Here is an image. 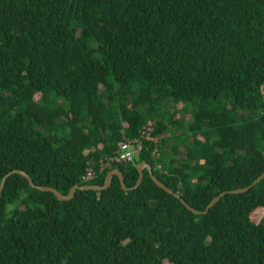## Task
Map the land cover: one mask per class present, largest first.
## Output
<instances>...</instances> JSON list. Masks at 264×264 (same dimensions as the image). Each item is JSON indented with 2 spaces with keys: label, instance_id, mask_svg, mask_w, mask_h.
Listing matches in <instances>:
<instances>
[{
  "label": "trees",
  "instance_id": "1",
  "mask_svg": "<svg viewBox=\"0 0 264 264\" xmlns=\"http://www.w3.org/2000/svg\"><path fill=\"white\" fill-rule=\"evenodd\" d=\"M140 163L201 213L264 174V0H0V183L131 189ZM258 209L264 179L196 215L146 170L64 202L12 175L0 264H264Z\"/></svg>",
  "mask_w": 264,
  "mask_h": 264
},
{
  "label": "water",
  "instance_id": "2",
  "mask_svg": "<svg viewBox=\"0 0 264 264\" xmlns=\"http://www.w3.org/2000/svg\"><path fill=\"white\" fill-rule=\"evenodd\" d=\"M137 170L139 172V178L137 180V183L136 185L131 188V189H128L125 184H124V181H123V175L122 173L119 171V170H114L112 172H110L107 177H106V180H105V183L103 186L99 187V186H91V185H86V186H83V187H79V186H74L73 188L70 189L68 195H62L60 194L59 192H57L56 190L50 188V187H43V186H35L33 181L31 180V178L26 174L24 173L23 171H19V170H14L12 172H10L9 174H7L5 177H3L1 183H0V194L4 188V184L6 182V180L12 176V175H18V176H21L23 177L24 179H26L29 183V186L33 189H36L40 192H44V193H52L53 196L58 200V201H61V202H64V201H69L71 199L74 198L75 196V193L77 190H92V191H95V192H102V191H105L107 190L110 185H111V180H112V177L113 176H116L118 177L120 183H121V187L124 191H131V190H136L137 188H139L140 184L142 183L143 181V176H144V170L148 171L149 175H150V178L152 179V181L155 183L156 186H158L160 189H162L163 191H165L166 193L170 194V195H173L176 199H178L181 204H183L190 212H192L193 214H196V215H201V214H204L206 215L208 213V211L221 199L223 198L224 196L226 195H236V194H242V193H246L248 191H250L256 184H258L260 181H262L264 179V174H262L257 180H255L250 186L248 187H245V188H241V189H237V190H233V191H229V192H223L221 193L220 195H218L217 197H215L211 202L210 204L207 206V208L205 209L204 212H198L196 210H194L193 208H191L178 194L174 193L172 190H170L169 188H167L166 186H164L162 183H160L156 177L153 175L152 173V169L149 165L145 164V163H140L138 166H137Z\"/></svg>",
  "mask_w": 264,
  "mask_h": 264
},
{
  "label": "built area",
  "instance_id": "3",
  "mask_svg": "<svg viewBox=\"0 0 264 264\" xmlns=\"http://www.w3.org/2000/svg\"><path fill=\"white\" fill-rule=\"evenodd\" d=\"M144 138V136H143ZM146 139H151L149 137L148 133L145 135ZM142 141L140 140H125L118 145V151L117 156L115 157V162H125V163H131L135 160V158L139 155V153L142 150ZM94 177V174L91 170H87L86 174L82 177V180L84 182H88L92 180Z\"/></svg>",
  "mask_w": 264,
  "mask_h": 264
},
{
  "label": "rangeland",
  "instance_id": "4",
  "mask_svg": "<svg viewBox=\"0 0 264 264\" xmlns=\"http://www.w3.org/2000/svg\"><path fill=\"white\" fill-rule=\"evenodd\" d=\"M263 216L264 212L261 209H258L251 214L250 219L253 223L258 224L262 220Z\"/></svg>",
  "mask_w": 264,
  "mask_h": 264
},
{
  "label": "clouds",
  "instance_id": "5",
  "mask_svg": "<svg viewBox=\"0 0 264 264\" xmlns=\"http://www.w3.org/2000/svg\"><path fill=\"white\" fill-rule=\"evenodd\" d=\"M150 132H151V129H148V132H147V133H148L149 137H151ZM151 139H152V138H151ZM136 140H137V139H136ZM138 140L143 141V139H138ZM129 141H131V140H129ZM132 141H133V140H132ZM142 144H143V142H142ZM142 148H143V145H142ZM117 150H118V148H117ZM139 154H140V153H139ZM138 156H139V155H138ZM138 156H137V157H138ZM137 157H136V158H137ZM136 158H135V159H136ZM131 163H133V162H131ZM91 171H92V170H91ZM85 183H86V182H85Z\"/></svg>",
  "mask_w": 264,
  "mask_h": 264
}]
</instances>
